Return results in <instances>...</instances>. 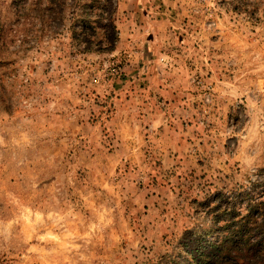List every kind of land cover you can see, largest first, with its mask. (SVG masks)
<instances>
[{"label":"rangeland","instance_id":"rangeland-1","mask_svg":"<svg viewBox=\"0 0 264 264\" xmlns=\"http://www.w3.org/2000/svg\"><path fill=\"white\" fill-rule=\"evenodd\" d=\"M238 3L25 9L0 52V264H183L218 211L264 202V20Z\"/></svg>","mask_w":264,"mask_h":264},{"label":"trees","instance_id":"trees-1","mask_svg":"<svg viewBox=\"0 0 264 264\" xmlns=\"http://www.w3.org/2000/svg\"><path fill=\"white\" fill-rule=\"evenodd\" d=\"M27 7L32 13L48 12L50 18L63 22L69 4L68 0H13L10 13L14 18L0 13V52L17 41L18 25ZM233 10L255 22L264 20V0H239ZM111 27L116 29L112 23ZM245 211L239 206L218 211V215H224V219L215 220L220 230L206 232L198 241L208 243L211 251L198 250L183 264H264V202L251 201ZM210 236L212 240L207 241Z\"/></svg>","mask_w":264,"mask_h":264},{"label":"built area","instance_id":"built-area-1","mask_svg":"<svg viewBox=\"0 0 264 264\" xmlns=\"http://www.w3.org/2000/svg\"><path fill=\"white\" fill-rule=\"evenodd\" d=\"M95 82H98V80H95Z\"/></svg>","mask_w":264,"mask_h":264}]
</instances>
